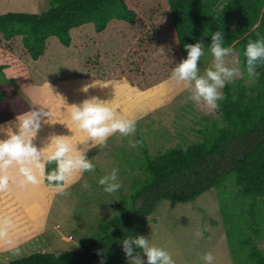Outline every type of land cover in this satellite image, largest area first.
Listing matches in <instances>:
<instances>
[{
    "label": "trees",
    "instance_id": "trees-1",
    "mask_svg": "<svg viewBox=\"0 0 264 264\" xmlns=\"http://www.w3.org/2000/svg\"><path fill=\"white\" fill-rule=\"evenodd\" d=\"M49 4L39 14H0V76L24 91L46 88V83L91 80L98 87L115 82L106 95L111 106L170 79L172 68L187 56L185 44L202 41L207 48L211 35L221 31L224 46H231L243 64L246 44L264 38V0ZM161 46L167 58L159 54ZM257 72L247 84L245 74L225 85L219 118L196 130L199 143L177 145L153 158L143 150L138 165L143 180L121 198L118 214L98 224L87 246L59 255L36 252L8 264H128L122 241L143 236L159 201L185 204L211 189L219 191L233 263L264 264L259 246L264 235V65ZM14 106L0 102V124L29 110ZM54 168V163L47 164L46 174ZM43 183L53 187L47 179Z\"/></svg>",
    "mask_w": 264,
    "mask_h": 264
},
{
    "label": "rangeland",
    "instance_id": "rangeland-1",
    "mask_svg": "<svg viewBox=\"0 0 264 264\" xmlns=\"http://www.w3.org/2000/svg\"><path fill=\"white\" fill-rule=\"evenodd\" d=\"M49 7V0H0V14H39ZM211 59L206 50L198 65L201 74L211 66ZM232 59L226 58L228 66H231ZM249 80L247 78L245 83ZM88 82L92 81L52 85L51 94L47 88L41 92L36 89L19 90L0 76V102L9 107L10 104L15 105L18 109L20 104H26L30 111L42 109L48 112L49 117L41 118L40 128L31 141L38 151L43 150L53 136L72 137V143L76 144L82 136L72 131L70 109L66 106L79 105L93 97L102 101L115 85V82L96 85L87 93H82L80 88L94 83ZM73 83H76L74 91L71 88ZM188 95L170 78L112 106L121 116L136 121L135 134L124 138L114 135L109 137L106 147L97 145L88 151L86 155L95 165L94 172L74 175L68 181L64 194L55 189L49 190L50 187L41 181L35 185L18 181L8 185L9 191H0V231L6 232L0 238V264H8L36 252L59 255L87 246L94 239L98 224L118 214L121 198L127 197L132 187L143 180L138 165L144 159V149L153 158L177 145L186 148L197 144L201 137L196 130L209 126L212 120L219 118L217 110L202 109L188 100ZM77 96L80 98L75 100ZM129 141H140V144L130 147ZM88 143L91 144V141ZM82 147L77 145L78 150ZM41 155L46 157L47 152L42 151ZM12 169H15L14 173L18 172L17 168L10 167L11 172ZM113 169H118L121 187L108 194L98 180ZM218 193L211 189L185 204L159 201L147 217L143 236L151 244L168 251L175 264H205L201 259L205 253L213 254V264H234L219 213ZM7 202L10 204L5 206ZM197 231L202 232V237L195 235ZM259 246L264 249V235ZM141 258L146 261L143 254Z\"/></svg>",
    "mask_w": 264,
    "mask_h": 264
},
{
    "label": "clouds",
    "instance_id": "clouds-1",
    "mask_svg": "<svg viewBox=\"0 0 264 264\" xmlns=\"http://www.w3.org/2000/svg\"><path fill=\"white\" fill-rule=\"evenodd\" d=\"M224 42V33L216 31L211 35V43L207 48L202 41L185 44L187 57L171 70V79L189 93L187 99L209 111L218 110V102L224 99L222 89L227 83L238 77L242 78L245 74L250 79L255 78L259 75L258 66L264 65V38L250 40L246 44L243 64L236 58L233 48L225 47ZM158 50L161 56L167 58L163 46ZM206 50L212 58L211 66L201 74L198 65L201 57L206 55ZM227 57H233L230 61L231 66L226 64ZM96 85L95 82L87 84L80 91L87 93ZM45 87L52 94L53 89L48 83ZM60 99L66 106L63 99ZM66 107L70 109L72 131L80 133L82 139L73 144L72 137L53 136L47 146L40 151L31 141L40 128L41 118L49 117L48 112L41 109L17 116L19 133L12 134L9 131L8 139L0 141V191L7 189L9 185L7 169L16 165L19 174L24 178L22 184L35 185L42 179H47L56 191L64 194L68 181L74 175L94 172L95 165L86 155L88 151L97 145L106 147L109 137L114 135L118 134L124 138L133 136L136 132V121L121 116L111 103L95 97L84 100L79 105ZM139 144L140 141H129L130 147H137ZM77 145L83 147L78 150ZM42 151L47 152L46 157L41 155ZM50 163H54L55 168L46 174V165ZM117 173L118 169H113L110 174L98 180L105 193L113 194L121 187ZM5 235L6 232L0 231V238ZM195 235L200 238L203 234L197 231ZM122 251L128 264H175L168 251L151 244L148 238L142 235L123 239ZM141 254L146 257V261L141 258ZM201 259L205 264H213L215 257L212 253H205Z\"/></svg>",
    "mask_w": 264,
    "mask_h": 264
},
{
    "label": "crops",
    "instance_id": "crops-1",
    "mask_svg": "<svg viewBox=\"0 0 264 264\" xmlns=\"http://www.w3.org/2000/svg\"><path fill=\"white\" fill-rule=\"evenodd\" d=\"M11 84H14V83H11ZM14 85H16V84H14ZM16 87H17V85H16ZM18 88V87H17ZM44 89H46V88H40V89H36L37 91H39L40 90V92H41V90L43 91ZM20 90V89H19ZM28 90H30V89H28ZM22 91H24V90H22ZM27 91V90H26ZM39 92V93H40ZM23 105H26V104H20V106H23ZM28 111H26V112H24V113H22V114H20V115H18V116H21V115H23V114H25V113H29L30 112V108L28 107ZM33 111H35V110H33ZM17 116L16 117H14V118H12L11 120H8V121H6V122H4V123H2V124H0V140L1 139H8V135L10 134L9 133V131L12 133V134H14V132H19V122L17 121V122H15L14 123V120L16 121L17 119ZM8 123H9V125H10V123H12L11 124V126H7L8 125ZM6 126V127H5ZM4 128H6L5 130H3ZM6 131V132H5ZM3 135H2V134ZM11 167H13V168H17L18 169V166L16 167V165H13V166H11ZM14 171H15V169H12V172H11V170H10V167L7 169V171H6V174L9 176V185L11 184V183H15V182H18V181H21V183H22V181H23V179L22 180H20V174H19V170H18V172L16 171V173H14ZM43 182V179L41 180V183ZM44 184V183H43ZM49 190H54V187H50V188H48ZM6 191H9L8 189H5ZM3 199H5V197H3ZM8 204H10L9 202H7V203H5L4 205L5 206H7Z\"/></svg>",
    "mask_w": 264,
    "mask_h": 264
}]
</instances>
